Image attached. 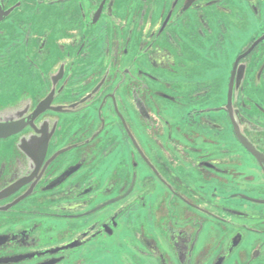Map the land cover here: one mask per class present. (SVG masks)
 Here are the masks:
<instances>
[{"label": "flooded vegetation", "instance_id": "obj_1", "mask_svg": "<svg viewBox=\"0 0 264 264\" xmlns=\"http://www.w3.org/2000/svg\"><path fill=\"white\" fill-rule=\"evenodd\" d=\"M0 236V264H264V0H0Z\"/></svg>", "mask_w": 264, "mask_h": 264}, {"label": "water", "instance_id": "obj_2", "mask_svg": "<svg viewBox=\"0 0 264 264\" xmlns=\"http://www.w3.org/2000/svg\"><path fill=\"white\" fill-rule=\"evenodd\" d=\"M14 132L15 131L10 132L8 134H11V133H14ZM0 238H2V236H0ZM23 258H24V256L18 255V256L12 257V258L9 257V258L0 259V262L17 261V260H21Z\"/></svg>", "mask_w": 264, "mask_h": 264}]
</instances>
